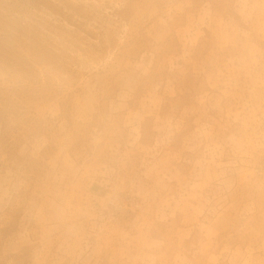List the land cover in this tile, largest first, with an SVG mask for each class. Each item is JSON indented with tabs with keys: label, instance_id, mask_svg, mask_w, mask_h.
Segmentation results:
<instances>
[{
	"label": "rangeland",
	"instance_id": "rangeland-1",
	"mask_svg": "<svg viewBox=\"0 0 264 264\" xmlns=\"http://www.w3.org/2000/svg\"><path fill=\"white\" fill-rule=\"evenodd\" d=\"M0 264H264V0H0Z\"/></svg>",
	"mask_w": 264,
	"mask_h": 264
}]
</instances>
